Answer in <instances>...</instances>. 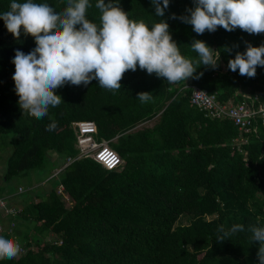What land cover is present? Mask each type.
Instances as JSON below:
<instances>
[{"label":"trees","instance_id":"1","mask_svg":"<svg viewBox=\"0 0 264 264\" xmlns=\"http://www.w3.org/2000/svg\"><path fill=\"white\" fill-rule=\"evenodd\" d=\"M11 2L0 0V13ZM34 2L58 12L66 7V0ZM114 2L129 19L149 27L165 20L185 58L198 59L189 46L194 39L206 42L220 53L219 66H201L200 79L175 84L137 67L124 74L117 91L101 88L95 80L87 86L65 85L58 88L63 101L37 119L20 110L11 77L15 51L27 54L34 39L23 34L15 39L0 20V185L28 173L36 177L19 199L20 210L7 228H0V236L20 237L16 241L24 251L0 264H259V243L250 242L247 229L264 227L263 130L259 126L257 134H246V142L236 145V127L228 119L206 118L190 105L188 85L221 102L240 100L246 90L264 101V67L257 68L254 78L227 67L237 51H245V41L260 46L264 34L218 28L197 35L191 25L171 18L187 14L192 0H170L161 18L151 0ZM95 3L90 0L86 17L99 24ZM140 92H150L152 100L142 103L136 98ZM78 120L94 122L95 139L108 140L122 159L117 169L80 158L50 176L66 157L77 154L72 123ZM53 123L54 129L47 130ZM43 182L51 183L48 191ZM182 215L188 218L185 224L177 222ZM235 224L245 231L219 241L223 233L218 228L227 231Z\"/></svg>","mask_w":264,"mask_h":264},{"label":"clouds","instance_id":"2","mask_svg":"<svg viewBox=\"0 0 264 264\" xmlns=\"http://www.w3.org/2000/svg\"><path fill=\"white\" fill-rule=\"evenodd\" d=\"M170 0H151L156 17H164ZM193 7L185 15L172 14L192 26L197 35L218 28L233 32L240 29L249 35L264 34V0H192ZM92 7L90 0H66V7L56 11L47 3L34 0H12L9 10L0 13V20L12 36L21 35L34 39L35 47L27 54L16 50L11 63L17 103L22 112L37 119L48 115L49 108L57 107L63 100L55 90L65 85H89L97 81L109 91L121 89L120 81L127 71L137 67L147 74H155L169 84L200 79L197 68H217L220 53L206 42L194 39L189 45L198 54L195 61L185 58L179 45L173 40L169 24L160 19L149 27L144 21L129 19L119 3L114 0H96L100 23L86 17ZM245 51H237L228 60L230 71L238 70L241 76L254 78L257 68L264 67V43L253 46L245 41ZM238 47V45L236 46ZM231 51L230 49H226ZM137 99L142 103L152 100L150 92H140ZM55 124L48 126L53 130ZM223 241L237 232H244L242 224H235L225 231L218 228ZM250 242H258L257 258L264 264V227L250 225ZM20 253V244L13 238L0 236V260H12Z\"/></svg>","mask_w":264,"mask_h":264},{"label":"built area","instance_id":"3","mask_svg":"<svg viewBox=\"0 0 264 264\" xmlns=\"http://www.w3.org/2000/svg\"><path fill=\"white\" fill-rule=\"evenodd\" d=\"M188 87L190 88L189 104L201 111L204 117L228 119L236 127L240 133L239 137L233 140L236 145L246 142V134H257L259 126L264 133V101L260 99L257 92L253 94L243 92L240 100L228 99L221 102L215 94L208 93L203 88L194 85H188ZM72 124L76 130L74 147L77 149V154L73 158L66 157L61 166L51 171L50 176H55L74 159L90 158L106 170L117 169L122 164V159L117 152L109 147L108 140L95 139V124L92 120H78ZM61 189V186H58L56 192L60 193ZM17 191H22V188L17 187ZM0 208L4 214L11 216L20 210L8 204L4 198H0ZM23 251L24 248L20 244L19 254Z\"/></svg>","mask_w":264,"mask_h":264},{"label":"rangeland","instance_id":"4","mask_svg":"<svg viewBox=\"0 0 264 264\" xmlns=\"http://www.w3.org/2000/svg\"><path fill=\"white\" fill-rule=\"evenodd\" d=\"M13 74L14 73H12V76H13ZM11 76V77H12ZM13 81V80H12ZM14 82V81H13ZM245 92H247V90L245 91ZM55 94H57V95H59V96H61V92H60V90L59 89H56L55 90ZM149 124H151V121H149V122H145V123H141V124H139L138 126H136L137 128L138 127H140V126H142V125H149ZM113 140H115V139H113ZM110 147V146H109ZM111 148V147H110ZM51 153L52 152H48V155H49V157L51 156ZM52 157H54L53 155H52ZM1 166V165H0ZM2 167L3 166H1L0 167V170H2ZM42 173V172H41ZM32 174L33 173H28V174H24V175H21V176H16V177H14V178H12V179H10L9 181H7L6 183H4L3 182V184L2 185H0V196L1 195H3V193H8V194H12V193H15V197L16 198H18V199H21L22 197H24L25 195H27V193H28V191H26V187L28 186H32V184H33V182L36 180V177H35V173L33 174L34 175V177L32 176ZM1 184V183H0ZM50 182H48V184H46L45 182H43V183H41V185H43L44 187H45V190H47L48 191V186H50ZM17 186H20L21 188H22V191L21 192H16V188H17ZM46 191V197H47V199H50V197H49V194H48V192ZM3 198V197H2ZM63 199L66 201V197L65 196H63ZM12 205H13V203H11ZM187 221H188V218H187V216H185V215H182V216H180L179 217V219H178V223L179 224H185V223H187ZM20 237H16V240H20L19 239ZM20 242V241H19ZM32 248H34V246H32Z\"/></svg>","mask_w":264,"mask_h":264},{"label":"crops","instance_id":"5","mask_svg":"<svg viewBox=\"0 0 264 264\" xmlns=\"http://www.w3.org/2000/svg\"><path fill=\"white\" fill-rule=\"evenodd\" d=\"M52 155L55 157V154L52 152L51 156H50L51 159L54 158V157H52ZM32 176H33V174H32ZM34 184H35V181L33 182L32 185H34ZM17 187H20V186H17ZM16 192H18L17 188H16ZM14 195H15V193L7 194V195H4V196H0V198L3 197L7 201L8 204L12 205L11 203H13L12 206L20 209L21 208L20 200L18 198H16ZM0 217H1V220H2L1 221L2 223H0V228L3 227L2 225H4V227L7 228V224L9 223V220H11V218H10L11 215L4 214L3 210L0 208Z\"/></svg>","mask_w":264,"mask_h":264}]
</instances>
